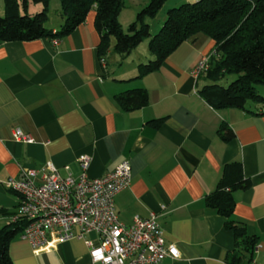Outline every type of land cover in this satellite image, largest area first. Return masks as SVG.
<instances>
[{
    "label": "crops",
    "instance_id": "0c3cea01",
    "mask_svg": "<svg viewBox=\"0 0 264 264\" xmlns=\"http://www.w3.org/2000/svg\"><path fill=\"white\" fill-rule=\"evenodd\" d=\"M40 8L31 2L28 12ZM57 16L52 20L50 15L46 26L58 29L64 18L60 11ZM95 16L92 9L61 38L0 40V227L13 222L20 200L8 187L9 179L36 169L38 182L47 163L78 177L84 154L90 157L92 177L128 160L132 182L116 196V210L125 223L135 215L157 216L166 243L180 252L159 264H230L234 233L206 198L216 190L226 164L240 161L252 185L233 192V217L258 235L253 261L264 264V103L249 102L248 111L214 108L205 100L200 91L212 81L193 71L214 52L215 40L202 33L138 78L140 64L154 58L148 40L131 60L113 53L115 40L101 57ZM137 87L148 90L149 104L123 110L116 96ZM157 119L163 120L151 123ZM222 124L233 129L232 139L220 137ZM15 129L32 141L16 139ZM88 240L98 243L99 236L90 232L36 248L17 233L9 254L13 264H93Z\"/></svg>",
    "mask_w": 264,
    "mask_h": 264
},
{
    "label": "trees",
    "instance_id": "16d2710c",
    "mask_svg": "<svg viewBox=\"0 0 264 264\" xmlns=\"http://www.w3.org/2000/svg\"><path fill=\"white\" fill-rule=\"evenodd\" d=\"M51 1L3 0L0 40L61 38L75 30L95 9V26L101 36L99 56L110 50L111 38L115 40L114 51L123 57L148 40L154 58L140 64L139 78L160 68L183 42L202 33L215 40L210 66L202 73L212 81L200 91L205 100L214 108L236 107L248 111L250 101L264 103V95L254 86L255 83L264 85V0L183 2L168 10L163 25L155 33L148 20L159 13L167 0H150L137 13L128 32L124 31L119 21L124 0H59L64 20L55 30L46 26ZM31 2L42 5L33 15L28 12ZM230 75L236 78L228 85L220 83ZM116 99L123 110L132 111L149 104V92L143 87L132 88L119 93ZM162 120H152L151 123L158 125ZM218 133L224 140L235 136L228 124H222ZM251 185V179L244 175L242 163L232 161L226 164L216 190L206 198L207 206L225 216L227 229L234 233L235 247L227 256L230 264H251L258 245V235L250 234L246 224L233 217V192ZM24 225L23 221H13L0 227V264H13L9 243L17 233L22 232Z\"/></svg>",
    "mask_w": 264,
    "mask_h": 264
},
{
    "label": "built area",
    "instance_id": "2783aa9c",
    "mask_svg": "<svg viewBox=\"0 0 264 264\" xmlns=\"http://www.w3.org/2000/svg\"><path fill=\"white\" fill-rule=\"evenodd\" d=\"M211 55L200 59L193 71L195 76L209 68ZM14 135L18 140L32 141L20 129H15ZM79 161L82 173L78 177L71 173L63 175L52 163H47L38 182L36 169L25 172L19 179L8 180V187L20 196L13 221L25 223L21 234L33 247L95 232L98 243L87 241L93 264H159L165 257L180 256L174 244L166 243L155 214L135 215L131 223L119 219L116 196L132 182L128 160L98 177L88 173L91 162L88 155H81Z\"/></svg>",
    "mask_w": 264,
    "mask_h": 264
},
{
    "label": "rangeland",
    "instance_id": "374dc122",
    "mask_svg": "<svg viewBox=\"0 0 264 264\" xmlns=\"http://www.w3.org/2000/svg\"><path fill=\"white\" fill-rule=\"evenodd\" d=\"M150 0H139V3L134 2V0H124L123 6L121 7L120 13H119V21L124 29L125 32L129 31L130 24L135 21L137 13L144 7L146 6ZM183 2H187V0H167L163 7L160 9L159 13L154 17L149 19V23L151 25V30L153 33L158 32V30L161 28V26L164 23V20L167 17V12L170 8L174 6H179ZM3 4V0H0V8ZM36 5L41 6L40 3H35ZM40 8V9H41ZM59 8H60V2L58 0H52L50 3V10H49V18L50 15H52V20H55L59 14ZM23 10V8H22ZM38 11H34L30 14H35ZM4 14V11H0V16ZM113 38H111V44L113 42ZM147 41V40H146ZM145 42V41H144ZM142 43L138 46L139 48L142 47ZM111 47V46H110ZM113 47V53L114 51V45ZM139 48H134L131 52L130 55H127L126 58L132 59L134 55H136L137 51ZM136 51V52H135ZM236 78L235 75H230L220 81L221 84L223 85H228L232 80ZM254 86L257 88L258 92L262 95H264V85L260 83H255ZM250 103H254L253 101H250ZM249 103V104H250Z\"/></svg>",
    "mask_w": 264,
    "mask_h": 264
}]
</instances>
